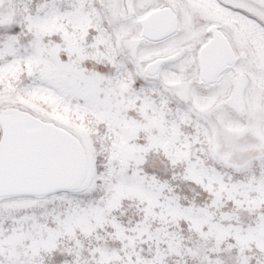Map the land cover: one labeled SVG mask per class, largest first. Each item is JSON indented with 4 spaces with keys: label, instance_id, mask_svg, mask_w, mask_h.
Listing matches in <instances>:
<instances>
[{
    "label": "snow or ice",
    "instance_id": "obj_1",
    "mask_svg": "<svg viewBox=\"0 0 264 264\" xmlns=\"http://www.w3.org/2000/svg\"><path fill=\"white\" fill-rule=\"evenodd\" d=\"M0 264H264V0H0Z\"/></svg>",
    "mask_w": 264,
    "mask_h": 264
}]
</instances>
